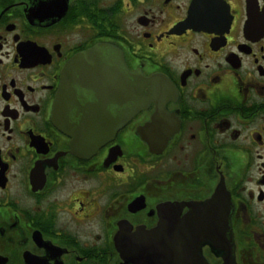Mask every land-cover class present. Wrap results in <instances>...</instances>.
<instances>
[{"label":"flooded vegetation","instance_id":"1","mask_svg":"<svg viewBox=\"0 0 264 264\" xmlns=\"http://www.w3.org/2000/svg\"><path fill=\"white\" fill-rule=\"evenodd\" d=\"M215 194L199 263L264 264V0H0V264H125Z\"/></svg>","mask_w":264,"mask_h":264},{"label":"water","instance_id":"2","mask_svg":"<svg viewBox=\"0 0 264 264\" xmlns=\"http://www.w3.org/2000/svg\"><path fill=\"white\" fill-rule=\"evenodd\" d=\"M93 53H86L85 56L76 58L74 61H72L68 65V72L63 75V87L66 88L68 85V73L74 68L73 65L76 63H82L83 61L86 62L88 59L89 61H93V58L95 56ZM84 60H81V59ZM121 74H123V85H125L128 82V74L125 70V65L123 64L121 60ZM93 69H103L101 66L96 69L92 68L89 71H92ZM83 71H88L87 69ZM127 86V85H125ZM126 92V90H125ZM139 95L140 99L135 104H130L126 106L125 114L121 115V121L118 123H112L111 130L108 129L106 131H101L100 133H96V141L94 145L96 147H99L101 144L102 139H100L102 136L103 139H107L108 137H111V135L115 132L116 129H118L119 126L126 123L128 121L132 114L140 110L144 106L145 97L142 94V86L139 88ZM125 100L129 104V98L127 95H125ZM59 100H57L53 106V120L55 124H58V126L64 130L65 132H69L70 134H74V131L72 130V124L69 117H62L60 119L59 117V106L60 109L63 107V109L67 108V105H69L68 99L64 100L62 99L61 104H59ZM68 112V110L66 111ZM220 198H218V194H215L213 197H210L209 200L205 202L200 203H190L188 205L189 207V213H187L181 221H184L183 226L184 228L180 227V229H185L186 235L180 236L179 238H170L169 241L163 240L161 238L159 239H148V240H137V242L133 243H123L127 248L124 249V253L127 255L124 257L125 264L131 263V264H166V257L167 254L163 253L162 250L164 247H166V242H170L171 246H177L179 248L180 254H177V258L174 262H179L182 264H200L199 261L201 260V252L200 247L202 244H209L211 247H215L217 249H222V242L221 238L225 235V232L221 230L220 224H217V231H211L210 228L214 225L215 220L221 222L223 219L226 218L228 208H226V205L222 202ZM228 218V217H227ZM181 226V223H179ZM224 225V224H223ZM179 229V230H180ZM158 231H161V223L158 224V227L154 229L151 232H148L146 236H148L151 233H158ZM177 243V245L175 243ZM118 245H122V243H118ZM156 250H158L156 252ZM176 256V254H174ZM187 255V259H181V257ZM194 261V263H191ZM224 264H231V261L229 260L228 256L224 258Z\"/></svg>","mask_w":264,"mask_h":264}]
</instances>
